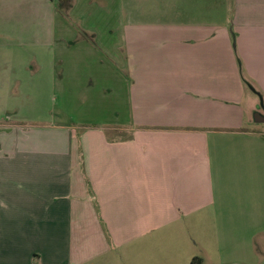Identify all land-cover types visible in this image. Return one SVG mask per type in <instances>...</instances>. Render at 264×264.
<instances>
[{
  "label": "crops",
  "instance_id": "obj_1",
  "mask_svg": "<svg viewBox=\"0 0 264 264\" xmlns=\"http://www.w3.org/2000/svg\"><path fill=\"white\" fill-rule=\"evenodd\" d=\"M55 2L125 115L19 121L0 63V264H264V0Z\"/></svg>",
  "mask_w": 264,
  "mask_h": 264
},
{
  "label": "rangeland",
  "instance_id": "obj_2",
  "mask_svg": "<svg viewBox=\"0 0 264 264\" xmlns=\"http://www.w3.org/2000/svg\"><path fill=\"white\" fill-rule=\"evenodd\" d=\"M55 1L47 4V12L41 16L25 17L16 9L6 16L0 14V63L5 65L1 73L16 75L21 84L13 98V112L19 121L104 126L103 122L115 116L110 111L125 115L124 97L103 96L104 85H114L109 77L113 73L98 65L99 53L100 58L107 56L98 48L97 52L89 44H80L74 50L57 52L54 38L62 18L54 16ZM0 8H5L3 1ZM74 20L75 27L84 24V18Z\"/></svg>",
  "mask_w": 264,
  "mask_h": 264
},
{
  "label": "water",
  "instance_id": "obj_3",
  "mask_svg": "<svg viewBox=\"0 0 264 264\" xmlns=\"http://www.w3.org/2000/svg\"><path fill=\"white\" fill-rule=\"evenodd\" d=\"M257 121H258V122H264V117H259V116H258V117H257Z\"/></svg>",
  "mask_w": 264,
  "mask_h": 264
}]
</instances>
